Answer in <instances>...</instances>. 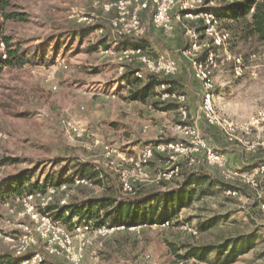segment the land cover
I'll return each instance as SVG.
<instances>
[{
	"label": "rangeland",
	"instance_id": "374dc122",
	"mask_svg": "<svg viewBox=\"0 0 264 264\" xmlns=\"http://www.w3.org/2000/svg\"><path fill=\"white\" fill-rule=\"evenodd\" d=\"M113 1L117 0H13L21 12L29 15V21L5 23L0 20V44L4 42V37H13L26 42V46L34 45L41 50L48 46L52 49V39L60 42L67 32L96 29L99 24L105 25L103 35L111 34L114 39L111 20L115 13H106L102 7ZM231 1L205 0V3L210 9H221ZM141 20L144 31L139 38L149 42L151 56L167 54L179 61L178 75L167 80L175 83L173 87L177 92L185 90L199 98V83L183 51L190 44L187 30L200 31L202 21H176L171 32H164L154 28L152 14L143 13ZM100 35V32L94 31L82 43L75 40L74 51L62 50L54 64L7 68L0 76V192L5 191L16 175L35 168L34 182L41 185L46 183L47 177L70 176L68 168H64L70 160L93 167L100 171L102 177L93 180V187L72 188L67 204L82 205L88 199L116 193L118 198L128 199L120 189L118 173L108 166L102 146L114 145L125 154H130V146L145 142L152 133L156 140L161 139L162 133L167 139H175L173 127L177 112L155 108L152 101H158L156 98L145 102L130 100L133 89L122 77L130 68L144 69L139 62L130 63L118 54L107 56L99 51L92 54L86 51ZM222 52L218 51V55ZM233 54L245 60V74L238 79L231 62L221 66L215 78L217 102L228 118L246 124L254 121L257 113L264 110V50L260 48L249 55L246 52ZM253 54L257 55V59L252 61L250 57ZM173 108L177 109L175 105ZM234 108L237 113H233ZM65 120L80 124L85 132L83 140L77 141L69 136L63 124ZM203 124L201 135L215 148V142H210L205 132L211 128H216L214 130L218 133L222 131L214 126L209 129ZM146 125L150 128L144 133ZM241 138H245L243 144H237L241 153L257 159L255 166L247 168L254 172L264 165V149L260 147L264 141V122L255 124L251 133ZM97 140L100 144H96ZM9 160L16 162L10 163ZM153 163L148 170L152 178L166 168L163 163ZM203 169L202 165L193 170L181 162L179 177L160 185L153 182L137 185L138 195L131 198L179 190L189 177H196L204 172ZM218 178L225 186L215 187L213 194L208 182H199L201 184L193 188L190 201L180 204L176 210H160V213L170 216L168 227L156 224L143 225L140 233L116 231L88 245L84 249L82 264H148L146 257L150 255L154 264L177 261L184 264H219L221 259L216 258L214 253L208 259L199 261L187 252L190 248L225 246L233 240L243 243L252 241L253 245L233 264H264V215L257 209L254 192L241 181L235 180L227 185L220 171ZM262 183L264 185V180ZM227 187L237 189L238 194H226ZM62 199V193H57L48 206H55ZM150 207L155 205L144 206L142 210L148 211ZM78 220L79 217L75 216L73 224L66 222V227L73 231ZM212 222L214 225L209 227ZM202 225L209 228L202 230ZM187 228L195 229L197 235ZM37 229L38 225L16 196L0 193V264H17L21 260L16 252L25 235L34 237L39 243L28 248L23 255L43 252L44 243L38 240ZM48 260L53 264H71L65 257H48Z\"/></svg>",
	"mask_w": 264,
	"mask_h": 264
},
{
	"label": "built area",
	"instance_id": "2783aa9c",
	"mask_svg": "<svg viewBox=\"0 0 264 264\" xmlns=\"http://www.w3.org/2000/svg\"><path fill=\"white\" fill-rule=\"evenodd\" d=\"M106 13L114 12L111 20L112 33L115 38L127 39L128 37H139L143 34L144 26L141 20L143 13L152 10L153 26L158 31L171 32L175 22L193 21L200 19L203 23L202 30H187L190 44L183 51L184 56L190 62V70L201 87L200 100L195 111L188 104V95L183 92L171 90L170 85L161 83L157 87L156 99L160 103L176 106L177 119L173 130L175 139L165 138L153 143H147L139 152L126 155L114 145H103L104 156L108 160V166L116 171L119 176L120 189L125 197H136L138 195L137 185L153 182L158 185L169 182L181 175L180 164L185 163L190 169L206 165L216 168L221 172L224 182L228 185L233 181H241L254 192V199L258 202L261 213L264 215V165H260L254 172L250 170L229 169L225 153L212 148L207 140L201 135V123L204 121L210 127H218L229 143L243 144L241 136L249 135L255 124L264 122V110L257 113L254 121L239 124L228 118L221 110L217 102L216 72L218 69L231 62L236 78H242L245 74L246 64L241 56H237L228 49L231 36L229 32L221 29V22L217 19L212 9L208 8L205 0H117L102 6ZM117 12V14H116ZM176 13V14H175ZM103 34V30H98ZM117 45V42H115ZM0 50L6 59V44L1 42ZM218 51H223L219 56ZM107 56L119 55L121 59L130 63L139 62L144 71H135V76L143 80L145 71L155 75L157 78H169L178 75L179 61L167 54H161L157 58L148 55L141 48L127 46L116 50L114 47L99 51ZM250 59L256 60L257 55H251ZM69 136L80 141L85 137V132L80 124L74 120L63 121ZM144 128V132L148 130ZM96 144H100L97 140ZM264 149V141L260 144ZM163 163L166 168L152 178L148 171L153 162ZM94 181L85 177H75L71 183L61 184L56 187L49 185L46 193H31L17 196L27 214L38 225V240L44 243L43 252H35L27 257L23 255L28 248L39 242L34 237L25 235L18 247L17 258L20 264H51L48 257H65L71 264H82L84 249L99 239H104L116 231H138L144 226L112 225L110 223L96 225L92 221L75 223L73 231H70L61 220L54 219L50 213L44 211L52 202L57 193H62L63 199L57 204L64 207L70 196L72 188L81 186L93 187ZM228 195H237L238 190L231 187L226 190ZM69 215V212H66ZM170 221L156 225L166 228ZM189 232L197 235V231L187 228ZM17 247V246H16ZM152 256L146 257L148 264L152 263ZM170 264H184L177 261Z\"/></svg>",
	"mask_w": 264,
	"mask_h": 264
},
{
	"label": "trees",
	"instance_id": "16d2710c",
	"mask_svg": "<svg viewBox=\"0 0 264 264\" xmlns=\"http://www.w3.org/2000/svg\"><path fill=\"white\" fill-rule=\"evenodd\" d=\"M212 11L216 14L217 19L220 20L221 29L226 32L228 31L231 36L229 42L230 52H246L248 53L247 55H249L254 50L260 48L264 50V0H232L223 8H215L212 9ZM146 14L151 15L152 10H149ZM0 20H3L5 23L10 21L26 23L29 21V15L21 12L19 7L13 3V0H0ZM1 23L2 22H0V25ZM104 27V24H99L96 29L83 28L74 33L67 32V34H63L60 38V42H57L55 38L51 40L50 44L54 46V48L50 49L46 46L43 50L34 45L26 46V42L14 40L13 37H4V42L7 44V57L4 59L3 53L0 52V76L7 68H23L28 64H54L56 57L62 50L67 49L68 51H74L72 47L75 40L82 43L87 36L94 31L103 30ZM202 29L203 28L200 30ZM115 42H117V45H115ZM127 46L141 48L148 55H151L149 42L145 38L128 37L127 39H112L111 34H101L97 41L86 51L92 54L101 49L108 50L114 47L116 50H119L121 47ZM50 53L51 55H49ZM138 70L144 71V69L132 68L131 70L130 68L122 77L124 81L129 84V87L133 89L131 90L132 94L129 96L130 100L145 102L148 99H155L158 95L156 89L161 83L170 85L171 90L176 91L173 87L175 84L173 81H169L167 78L159 79L146 71L145 78L143 80L138 79L135 76V71ZM152 105L161 111H170L174 109V105L160 103L159 101H152ZM9 161L10 163L16 162L12 160ZM64 168H68L70 176L64 178L47 177L46 183L43 185L39 182H34L37 168L22 172L16 175L14 181L6 187L5 191L0 193L10 194L13 197L31 193H46V189L49 185L58 187L64 184V182L71 183L75 177H85L91 180H98L102 177L100 171H96L93 167L85 163H78L77 161L68 160V164H66ZM196 177H189L179 190L165 192V194L151 193L142 198L120 199L118 198V193H116L108 197L88 199L84 201L82 205L68 204L64 207H59L58 204H56L55 206H48V209L44 212L50 213L54 219L61 220L65 225H67L66 222L73 224L72 220L75 216L79 217L77 223L92 221L98 226L108 224V221L111 222L112 225H125L129 228L132 226L161 225L164 224L165 221H169L168 218L170 216L160 213V210L163 211L167 208L169 210H176L180 204L190 201L191 196L194 194L192 185H197L201 181L199 178L196 180ZM148 205H155V207H150L148 211L142 210L144 206ZM66 212H69V215H66ZM52 213L54 215H52ZM213 225L214 223L212 222L209 227ZM200 227L202 230H207L209 228L204 225ZM251 243L250 241L243 243L233 240V242H228L225 246L222 245L216 248L211 246H203L200 247V249L190 248L187 254L200 261L208 259V256L214 253L216 254V258L221 259L219 264H233L241 255L250 251L253 246ZM20 263L21 260L17 264ZM50 263L53 264L52 262Z\"/></svg>",
	"mask_w": 264,
	"mask_h": 264
},
{
	"label": "crops",
	"instance_id": "0c3cea01",
	"mask_svg": "<svg viewBox=\"0 0 264 264\" xmlns=\"http://www.w3.org/2000/svg\"><path fill=\"white\" fill-rule=\"evenodd\" d=\"M198 87H199V91H200L199 93L201 95V87L200 86H198ZM178 91L182 92L180 90H178ZM183 93H186L188 95V102L190 100V102H189L190 107H191L192 111H195V109L197 108L198 102H199L198 99L200 100V96H199V98H196L195 97L196 94L195 95L189 94L185 90L183 91ZM232 111H233V113H237L236 108H234ZM168 112L173 113V112H176V110H170ZM203 123H205V122L203 121L202 124ZM146 126H148L150 128L149 125H146ZM203 126H208V125L205 123V124H203ZM208 127H209V129L211 128L210 126H208ZM144 128H143V132H144ZM149 128H148V130H149ZM214 129H216V128H213V129L211 128L210 131L205 132L206 133L205 137L208 140H210V142H215V145H216L215 148L218 151L226 154L229 169L247 170V168L255 166L257 159L254 160V159L250 158L249 156H245L243 153H241L240 148L237 144L229 143L227 141L226 137H224L222 133H220V132L218 133L217 132L218 130H214ZM148 130H146V132H144V133H147ZM153 136H154V134L152 133L149 135V137H147L146 140H144L145 142H138L137 144L130 146L128 149V152H130V151H132V152L130 154L127 153L126 155L130 156L132 154H136L145 145H147V143L155 142L156 138H154ZM262 160H264V159H262ZM257 162H259V161H257ZM203 167H204V169H203L204 172H202L201 174H198L196 177V180H197V178H199V179H201L200 182H204V183L208 182L209 190L213 194L215 187L219 188V186L224 185V183L220 182V180L218 178L219 170H217L216 168H209L206 165H203ZM199 184H201V183H199ZM195 186H197V185L196 184L192 185L193 188ZM257 209L261 213L259 205L257 206Z\"/></svg>",
	"mask_w": 264,
	"mask_h": 264
}]
</instances>
